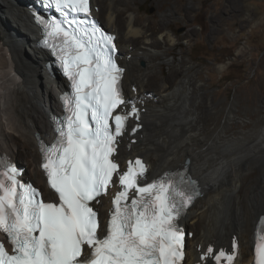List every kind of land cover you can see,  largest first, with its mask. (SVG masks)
<instances>
[{"label":"snow or ice","instance_id":"1","mask_svg":"<svg viewBox=\"0 0 264 264\" xmlns=\"http://www.w3.org/2000/svg\"><path fill=\"white\" fill-rule=\"evenodd\" d=\"M43 3L61 18H39L42 43L57 56L72 89L61 97L65 115L53 118L55 142L40 141L41 167L58 199L46 202L19 178L24 169L0 156V232L11 245L9 253L0 242V264H186L182 224L202 195L198 181L186 171L149 180L140 158L121 170L119 146L129 118L140 120L141 109L123 91L116 38L93 18L90 0ZM117 182L121 190L101 229L92 204ZM253 251V264H264V228L254 233ZM239 255L233 237L230 251L210 243L200 260L235 264Z\"/></svg>","mask_w":264,"mask_h":264},{"label":"bare ground","instance_id":"2","mask_svg":"<svg viewBox=\"0 0 264 264\" xmlns=\"http://www.w3.org/2000/svg\"><path fill=\"white\" fill-rule=\"evenodd\" d=\"M33 1L0 0V151L12 158L17 136L25 148L32 144V136L37 144V135H52L51 116L61 109L57 88L65 85L55 67L49 70L46 66L49 52L37 45L39 27L30 12ZM119 1L129 5L122 7ZM104 9V19L97 14L102 24L118 34L119 54L127 66L124 83L128 94L140 99L146 108L138 142L128 148L125 141L119 158L124 161L136 154L145 156L152 177L188 163V172L198 179L202 195L183 220L186 224L190 218V230L194 231L186 264H205L199 260L198 245L202 251L210 243L230 248L233 237L239 240L240 253L235 264H245L251 258L256 223L264 214V111L251 126L246 122L244 130L231 132V124L238 118L236 103L228 110L225 102L217 108L219 104L210 100L198 74L192 71L195 64L183 58L185 55L178 62L175 55L171 58L180 40L172 24L178 14L187 19L185 10L171 7L157 22L144 21V15L135 14L128 0H109ZM163 64H168L169 70L160 73ZM149 76H159V85L151 88L159 96L148 91ZM134 84L137 94L132 90ZM35 151L34 165L28 163L32 158L29 161L24 156L28 160L25 175L44 186L38 145ZM109 200L103 198L100 207L103 209Z\"/></svg>","mask_w":264,"mask_h":264},{"label":"rangeland","instance_id":"3","mask_svg":"<svg viewBox=\"0 0 264 264\" xmlns=\"http://www.w3.org/2000/svg\"><path fill=\"white\" fill-rule=\"evenodd\" d=\"M108 1L97 0V5L102 9L98 13L103 19L106 14L104 8ZM128 1L134 5L135 14L144 15V21L152 19L158 22L164 15V10L171 7L188 12V20L178 14L172 24L173 31L180 40L174 46L171 58L175 55L178 62L182 55H185L183 58L195 64L192 71L198 74L197 79L205 87L210 100L219 104L217 108L222 102H225V110H228L233 102L236 103L238 112L236 118H238L231 124V132L244 130L243 126L246 122H249V126H251L253 120L258 119L260 111H264V0ZM170 1L174 3L171 4ZM117 3L122 7L129 5L120 1ZM165 3H170V5H165ZM154 7L155 9H153ZM3 21L8 26V21L6 19ZM118 27L120 26L118 25ZM191 32L195 34L191 35ZM119 35L120 41L124 42L121 32ZM133 40V44L136 45L137 39ZM132 47L133 45H131ZM37 59L40 58L37 57ZM163 65L164 70H161L160 73L169 70L168 64ZM159 81V76L157 78L149 76L146 81L148 91L158 95L151 88H157ZM251 114H253V118H251ZM221 121L224 123L225 114L221 117ZM32 138V144H29V147L24 148V141L18 136L12 144L15 150L13 159L25 167L27 159L30 161L32 158L28 163H35L33 157L37 144L36 138L34 136ZM25 155L27 159L24 157ZM190 221L189 218L186 223L188 230L191 228Z\"/></svg>","mask_w":264,"mask_h":264},{"label":"flooded vegetation","instance_id":"4","mask_svg":"<svg viewBox=\"0 0 264 264\" xmlns=\"http://www.w3.org/2000/svg\"><path fill=\"white\" fill-rule=\"evenodd\" d=\"M97 5V4H96ZM98 6V5H97ZM99 8V7H98ZM100 10V9H99Z\"/></svg>","mask_w":264,"mask_h":264},{"label":"clouds","instance_id":"5","mask_svg":"<svg viewBox=\"0 0 264 264\" xmlns=\"http://www.w3.org/2000/svg\"><path fill=\"white\" fill-rule=\"evenodd\" d=\"M99 7V6H98ZM105 26V25H104ZM106 27V26H105Z\"/></svg>","mask_w":264,"mask_h":264},{"label":"water","instance_id":"6","mask_svg":"<svg viewBox=\"0 0 264 264\" xmlns=\"http://www.w3.org/2000/svg\"><path fill=\"white\" fill-rule=\"evenodd\" d=\"M41 13H42V11H41ZM104 25V24H103Z\"/></svg>","mask_w":264,"mask_h":264}]
</instances>
